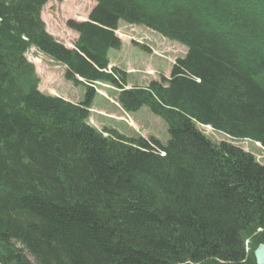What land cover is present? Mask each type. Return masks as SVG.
Returning <instances> with one entry per match:
<instances>
[{"label":"trees","instance_id":"16d2710c","mask_svg":"<svg viewBox=\"0 0 264 264\" xmlns=\"http://www.w3.org/2000/svg\"><path fill=\"white\" fill-rule=\"evenodd\" d=\"M46 1L0 0V264H256L264 163L198 125L264 149V0H94L66 23L73 47L47 32ZM121 21L186 46L169 77L127 87L109 67ZM31 47L80 101L38 89ZM98 82L167 141L90 125Z\"/></svg>","mask_w":264,"mask_h":264},{"label":"rangeland","instance_id":"374dc122","mask_svg":"<svg viewBox=\"0 0 264 264\" xmlns=\"http://www.w3.org/2000/svg\"><path fill=\"white\" fill-rule=\"evenodd\" d=\"M94 0H47L42 6L40 17L45 28L56 40L67 47H73L76 33L67 27L68 20L83 21L88 18L94 7ZM121 40L119 49H110L108 57L110 66H118L127 72V87L148 85L152 80L169 77L172 66L178 58L184 57L186 46L170 40L142 25L119 22L115 31ZM26 58L34 65L39 76L38 89L43 93L78 102L82 99L85 88L75 85L64 78L65 66L31 47ZM96 95L89 110L87 122L97 130L116 129L129 137L154 136L162 143L168 139L167 125L146 106L136 112H125L117 102L118 90L110 84L98 82L95 85ZM205 136L215 144L222 141L240 147L251 153L255 160L264 163V149L260 143L250 139H234L212 129L210 126H199ZM29 258L32 260L31 256Z\"/></svg>","mask_w":264,"mask_h":264},{"label":"water","instance_id":"95a60500","mask_svg":"<svg viewBox=\"0 0 264 264\" xmlns=\"http://www.w3.org/2000/svg\"><path fill=\"white\" fill-rule=\"evenodd\" d=\"M253 254L256 264H264V243L259 244Z\"/></svg>","mask_w":264,"mask_h":264},{"label":"crops","instance_id":"0c3cea01","mask_svg":"<svg viewBox=\"0 0 264 264\" xmlns=\"http://www.w3.org/2000/svg\"><path fill=\"white\" fill-rule=\"evenodd\" d=\"M76 33V32H75ZM76 35L78 36V34L76 33ZM71 101V100H70ZM72 102H74V101H72Z\"/></svg>","mask_w":264,"mask_h":264},{"label":"bare ground","instance_id":"6f19581e","mask_svg":"<svg viewBox=\"0 0 264 264\" xmlns=\"http://www.w3.org/2000/svg\"><path fill=\"white\" fill-rule=\"evenodd\" d=\"M258 247V246H257ZM256 250V249H255Z\"/></svg>","mask_w":264,"mask_h":264}]
</instances>
